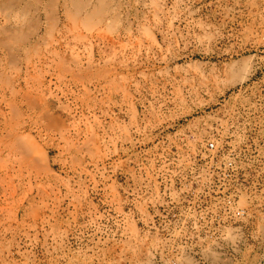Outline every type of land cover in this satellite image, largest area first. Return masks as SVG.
<instances>
[{"label": "rangeland", "instance_id": "374dc122", "mask_svg": "<svg viewBox=\"0 0 264 264\" xmlns=\"http://www.w3.org/2000/svg\"><path fill=\"white\" fill-rule=\"evenodd\" d=\"M11 1L0 0V264H168L180 234L144 221L164 194L224 177L193 161L209 141L256 164L264 207V0H107L100 14L97 0L78 13ZM197 242L208 264H264V232Z\"/></svg>", "mask_w": 264, "mask_h": 264}, {"label": "built area", "instance_id": "2783aa9c", "mask_svg": "<svg viewBox=\"0 0 264 264\" xmlns=\"http://www.w3.org/2000/svg\"><path fill=\"white\" fill-rule=\"evenodd\" d=\"M173 137H177V134ZM179 142L182 148L183 142L187 143L184 138H179ZM181 147L171 146L169 151L178 152ZM193 152V161L199 163L203 172L219 171L223 172L224 177L197 178L196 184L200 182L203 192H169L164 194L167 201L164 205L147 212L145 231L180 234V243H177V246L183 250L180 255L176 254L175 258H171L168 264H208L207 260H199L196 252L199 234L214 231L264 232V207L257 202L260 199L257 192L261 186L256 164L220 149L213 141L198 145ZM194 162L192 164L196 167ZM167 183L173 185L174 179L170 178L165 182L166 185ZM192 183L190 180L189 185L192 186ZM206 247L209 248V245ZM254 248L257 249L256 246ZM262 261V257L253 256L246 264H262Z\"/></svg>", "mask_w": 264, "mask_h": 264}, {"label": "bare ground", "instance_id": "6f19581e", "mask_svg": "<svg viewBox=\"0 0 264 264\" xmlns=\"http://www.w3.org/2000/svg\"><path fill=\"white\" fill-rule=\"evenodd\" d=\"M91 1L92 0H64V5H66V3H68V5H71L75 10V12L76 13H78V12H80L81 10H84L90 3H91ZM97 1H99V5H101L100 7H99V11L97 12L98 14H100V13H102L103 12V5H104V3L107 1V0H97ZM21 3V0H12L11 2H9L8 4H9V6L7 7V8H15V7H17V6H19V4ZM2 7H3V5H2ZM9 8V9H10ZM6 9V8H5ZM0 10H2V8H1V6H0ZM3 11H4V9H3ZM25 11V10H24ZM0 12H2V11H0ZM26 12V11H25ZM23 13V12H22ZM24 14V13H23ZM12 15V14H11ZM21 16V15H20ZM23 16V15H22ZM24 18V17H23ZM4 19V18H3ZM21 20V19H20ZM23 22H24V20H23ZM15 27H17V26H15ZM14 29V28H13ZM24 29H26V28H24ZM6 30V29H5ZM20 30V29H19ZM18 31V30H17ZM16 31V32H17ZM3 38V37H2ZM61 56V55H60Z\"/></svg>", "mask_w": 264, "mask_h": 264}]
</instances>
